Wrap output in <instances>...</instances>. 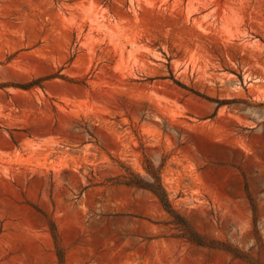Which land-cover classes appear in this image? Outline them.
I'll use <instances>...</instances> for the list:
<instances>
[{
	"label": "rangeland",
	"instance_id": "1",
	"mask_svg": "<svg viewBox=\"0 0 264 264\" xmlns=\"http://www.w3.org/2000/svg\"><path fill=\"white\" fill-rule=\"evenodd\" d=\"M0 264H264V0H0Z\"/></svg>",
	"mask_w": 264,
	"mask_h": 264
},
{
	"label": "trees",
	"instance_id": "2",
	"mask_svg": "<svg viewBox=\"0 0 264 264\" xmlns=\"http://www.w3.org/2000/svg\"><path fill=\"white\" fill-rule=\"evenodd\" d=\"M122 167L131 175L125 181L126 185H132L139 188H143L152 192L164 206H171L168 199L166 190L164 189L160 175L153 168H146L150 180L141 177L139 174L134 173L128 166L122 165Z\"/></svg>",
	"mask_w": 264,
	"mask_h": 264
}]
</instances>
